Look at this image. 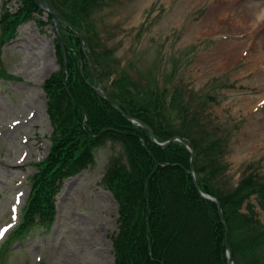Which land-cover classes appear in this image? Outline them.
Here are the masks:
<instances>
[{"label":"rangeland","instance_id":"obj_1","mask_svg":"<svg viewBox=\"0 0 264 264\" xmlns=\"http://www.w3.org/2000/svg\"><path fill=\"white\" fill-rule=\"evenodd\" d=\"M251 1L260 2L253 14L244 8ZM16 6L0 0V16ZM47 13L34 14L0 44V264H114L117 201L102 176L120 149L109 141L92 164L62 182L51 223L34 219L21 236L10 237L34 165L50 146L41 84L60 61ZM95 24V47L105 61L118 58L138 80H152L156 72L158 82L168 90L179 87V99L193 102L189 111L211 98L199 108L200 118L225 146V185H234L249 167L264 181V0H104ZM250 202L264 224V207L255 196Z\"/></svg>","mask_w":264,"mask_h":264},{"label":"trees","instance_id":"obj_2","mask_svg":"<svg viewBox=\"0 0 264 264\" xmlns=\"http://www.w3.org/2000/svg\"><path fill=\"white\" fill-rule=\"evenodd\" d=\"M9 1L3 0L4 5ZM15 1L16 8H4L0 16V44L19 24L43 12L38 0ZM49 1L63 18L64 40L63 47L55 39L60 68L42 83L51 144L47 155L35 163L11 239L21 236L34 219L51 223L62 182L92 164L96 150L109 141L120 149L102 176L118 204L117 230L111 236L114 264H227L225 231L235 264H264V224L250 202L255 196L264 207V181L249 167L234 185L222 182L225 146L200 118L199 108L211 98L205 96L189 111L193 102L179 99L183 94L179 87L168 90L158 82L156 72L152 80H138L116 57L105 61V54L95 47V13L104 0ZM48 19L52 22L50 15ZM88 56L95 79L124 113L146 123L158 141L181 136L191 151L178 140L156 144L145 127L102 98L94 90L95 79H86ZM191 162L199 188L213 195L220 209L198 192Z\"/></svg>","mask_w":264,"mask_h":264},{"label":"water","instance_id":"obj_3","mask_svg":"<svg viewBox=\"0 0 264 264\" xmlns=\"http://www.w3.org/2000/svg\"><path fill=\"white\" fill-rule=\"evenodd\" d=\"M40 4H41V6H42L43 8H46V9L49 10V12L52 14V16H53V18H54V20H55V25L57 26L59 15H57L53 10L49 9L50 7H49L48 4L45 2V0H40ZM95 89H96V91H97L102 97H104V98L107 99V101L109 102V104H111L114 108H117L116 105L114 104V102H113L111 99H109L103 91H101L98 87L95 88ZM126 116L130 118L129 115L126 114ZM131 119H132V118H131ZM141 124H143V123L141 122ZM171 139H173V138H171ZM180 140H181L182 142H184L183 139L180 138ZM159 144L162 145V144H164V143H159ZM191 174L193 175L192 170H191ZM193 177H194V176H193ZM193 181L195 182V179H194V178H193ZM200 193H201L204 197L208 198L209 200H212V201H215V202H216V200H215L213 197H211V196H209V195H207V194H204V193H202V192H200ZM225 246H226V255H227V261H228V264H234V263H233V260H232L231 252H230V249H229V245H228L227 235L225 236Z\"/></svg>","mask_w":264,"mask_h":264},{"label":"bare ground","instance_id":"obj_4","mask_svg":"<svg viewBox=\"0 0 264 264\" xmlns=\"http://www.w3.org/2000/svg\"><path fill=\"white\" fill-rule=\"evenodd\" d=\"M259 6H260V2H259V1H251V2H247V3L245 4V7H244V8H247L246 11H248V12H250V13L252 12V14H253V12L255 11V9H256V11H257V9L259 8ZM256 11H255V13H256ZM255 13H254V14H255ZM29 120H30V119H29ZM21 122L24 123L23 120H22ZM13 125H14V124H11L12 127H13ZM17 125H18V124H17ZM17 125H16L15 127H13V128H16ZM11 126L6 127V128L4 129V131H5V132H11V130H10V127H11ZM6 164L9 165V166H11L10 168H14V167H16V165H17V163H16V162H13V161H7ZM10 168H8V169L10 170Z\"/></svg>","mask_w":264,"mask_h":264}]
</instances>
